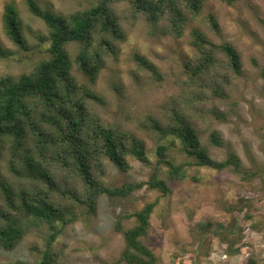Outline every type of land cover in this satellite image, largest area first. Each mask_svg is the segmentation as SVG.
I'll return each instance as SVG.
<instances>
[{"label":"clouds","instance_id":"clouds-1","mask_svg":"<svg viewBox=\"0 0 264 264\" xmlns=\"http://www.w3.org/2000/svg\"><path fill=\"white\" fill-rule=\"evenodd\" d=\"M10 90L0 264H264V0H0Z\"/></svg>","mask_w":264,"mask_h":264},{"label":"trees","instance_id":"trees-1","mask_svg":"<svg viewBox=\"0 0 264 264\" xmlns=\"http://www.w3.org/2000/svg\"><path fill=\"white\" fill-rule=\"evenodd\" d=\"M11 11L14 12V10H11ZM4 23L9 28H11L13 31L15 30L16 23H15V20L11 16L6 17L4 20ZM105 25L110 26L107 21L105 22ZM34 87L39 88L42 91V93L45 95L46 98H48L49 94L51 95V98H54V99L59 98L56 96L55 91L50 87V81H48L47 79L41 80ZM15 91L16 90H10L9 91V93H8L9 104H8V107L6 109H4L5 114H4V116L0 117V120L11 118V113L14 111V105L12 104V98H13ZM0 131H11V129L0 128ZM142 149H143V146L141 145L140 146V152H142ZM161 151H163V149H161ZM136 154L139 155L140 153L138 152ZM41 179H43V177H41ZM38 211H40L41 213H52V209L49 208L47 205H43L42 208ZM9 246H11V245H9ZM45 264H48V261H46Z\"/></svg>","mask_w":264,"mask_h":264},{"label":"rangeland","instance_id":"rangeland-1","mask_svg":"<svg viewBox=\"0 0 264 264\" xmlns=\"http://www.w3.org/2000/svg\"><path fill=\"white\" fill-rule=\"evenodd\" d=\"M191 179H193V181L195 180V177H190ZM173 257L175 258L174 260H170L169 264H189V262L184 261L183 259H181L179 256H177L175 253L172 254ZM191 258H189L190 261Z\"/></svg>","mask_w":264,"mask_h":264}]
</instances>
